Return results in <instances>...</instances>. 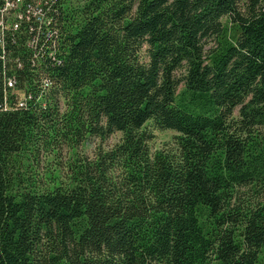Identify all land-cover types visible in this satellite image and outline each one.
<instances>
[{
  "label": "trees",
  "instance_id": "trees-1",
  "mask_svg": "<svg viewBox=\"0 0 264 264\" xmlns=\"http://www.w3.org/2000/svg\"><path fill=\"white\" fill-rule=\"evenodd\" d=\"M16 11L0 31V264H264V0ZM152 130L176 132L177 154L150 153ZM63 149L66 181L39 185L34 165Z\"/></svg>",
  "mask_w": 264,
  "mask_h": 264
},
{
  "label": "rangeland",
  "instance_id": "rangeland-1",
  "mask_svg": "<svg viewBox=\"0 0 264 264\" xmlns=\"http://www.w3.org/2000/svg\"><path fill=\"white\" fill-rule=\"evenodd\" d=\"M63 102L61 101V104ZM61 108H64L63 104ZM152 139L149 142L150 153H155L157 151L161 152H171L177 154L178 146L177 139L178 134L169 130H152ZM122 138L121 133H115L105 140H100L98 138L90 137L84 143H82L76 150L79 155H86L92 158L98 150L107 151L111 149L114 145L119 143ZM72 152L70 149H63L60 155V162L57 161L50 155H41L39 158V166L34 165V172L38 174V178L41 179L39 185L50 186L53 183L65 182L67 179L68 169L67 160L72 158ZM56 176V177H53ZM260 201L264 202V191L260 194ZM211 264H217L212 262Z\"/></svg>",
  "mask_w": 264,
  "mask_h": 264
},
{
  "label": "built area",
  "instance_id": "built-area-1",
  "mask_svg": "<svg viewBox=\"0 0 264 264\" xmlns=\"http://www.w3.org/2000/svg\"><path fill=\"white\" fill-rule=\"evenodd\" d=\"M24 3V0H2V4H4L3 6V9H2V12H5L4 13V17L7 19L9 18V20H3L0 19V31H3L5 29H8L9 27V24H10V21H14L15 19L18 20V19H21L22 18V15L21 13H18V11H16L18 8H21V6L23 5ZM27 8L29 9V12L33 11L34 12V16H36V19L40 22V23H43L45 20L44 18V14L41 13L39 11V9H36V8H33L30 7V6H27ZM15 10L13 14H9L8 12H10L11 10ZM7 86L9 88H13V84H12V81L11 80H8L7 82Z\"/></svg>",
  "mask_w": 264,
  "mask_h": 264
}]
</instances>
